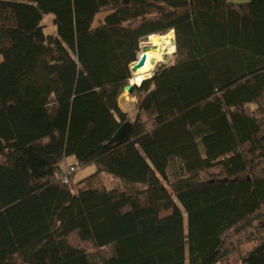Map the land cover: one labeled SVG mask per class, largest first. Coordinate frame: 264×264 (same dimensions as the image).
I'll list each match as a JSON object with an SVG mask.
<instances>
[{
    "label": "trees",
    "instance_id": "16d2710c",
    "mask_svg": "<svg viewBox=\"0 0 264 264\" xmlns=\"http://www.w3.org/2000/svg\"><path fill=\"white\" fill-rule=\"evenodd\" d=\"M0 58V264H264V0H0Z\"/></svg>",
    "mask_w": 264,
    "mask_h": 264
},
{
    "label": "rangeland",
    "instance_id": "374dc122",
    "mask_svg": "<svg viewBox=\"0 0 264 264\" xmlns=\"http://www.w3.org/2000/svg\"><path fill=\"white\" fill-rule=\"evenodd\" d=\"M228 1L231 2V3H247L250 0H228ZM52 18H53L52 15H47V16L44 17V19L42 21V25L45 26V29H44V33L45 34H48V35H54L55 34L56 29L51 24ZM171 36H172V39L174 40V34H173V32H171ZM151 40H152V38L150 40H148V38H147L145 41H143L140 44V53L139 54H141V51H142V49L144 47L152 46ZM174 52H175V47L173 49L172 54L164 55L162 57V61L159 62L153 68V70L150 72V76L149 77H152L153 76V74L155 73V71L157 70V68L160 65L169 63L171 61V59H172V55L174 54ZM0 61H1V58H0ZM138 99H139V96H137V94L123 93L120 96L119 100H118V106H119L120 110L123 113L126 114V118H127V121L128 122H132L133 119H134V117H135V114H136V111H137L136 109H137ZM73 160H74L73 158H72V160L71 159H68L65 163H62V165L60 166V171L61 172H59V173H62V175H65L68 178H69V176L71 174H74V182L75 183H77V182L83 180L84 178H87L88 176H90V175H92V174L95 173L96 170H95L94 166H90V167L84 168V169H78L75 166V162ZM72 168H73V170H72ZM100 181H101L102 185L106 189H115V190H118V191H124L126 193H130L132 191L131 187L122 184L121 182H119L118 180H115V179L111 178L107 174L100 175ZM260 230L264 233V229H260ZM250 248H251V244L244 245L243 247H241L239 249V251L237 253L231 254L225 261H223L222 263H219V264H241V257Z\"/></svg>",
    "mask_w": 264,
    "mask_h": 264
},
{
    "label": "bare ground",
    "instance_id": "6f19581e",
    "mask_svg": "<svg viewBox=\"0 0 264 264\" xmlns=\"http://www.w3.org/2000/svg\"><path fill=\"white\" fill-rule=\"evenodd\" d=\"M171 32L165 36H155L151 40L152 46L157 49L154 52L146 54L147 60L144 67L137 71L136 78L132 80L133 85L139 84L143 79L149 78L150 72L153 68L162 61L164 55L172 54L174 44L172 43Z\"/></svg>",
    "mask_w": 264,
    "mask_h": 264
},
{
    "label": "water",
    "instance_id": "95a60500",
    "mask_svg": "<svg viewBox=\"0 0 264 264\" xmlns=\"http://www.w3.org/2000/svg\"><path fill=\"white\" fill-rule=\"evenodd\" d=\"M172 43L174 44V40H172ZM156 47L155 46H147V47H144L141 51V54H139L138 58H137V61L132 65L131 67V78L132 79H135L136 78V75H137V71L142 69L146 63V60H147V57H146V54L148 52H154L156 51ZM152 77H149V78H146V79H143L139 84L137 85H133L132 84V79L129 81L128 85L126 87H124V90H123V93H129L131 91V89L133 87H139L140 84L147 80V79H150ZM126 131L125 127H121L118 132L115 134V136L111 139L110 143H114V142H120V139H121V135ZM236 178L233 180L235 181Z\"/></svg>",
    "mask_w": 264,
    "mask_h": 264
},
{
    "label": "built area",
    "instance_id": "2783aa9c",
    "mask_svg": "<svg viewBox=\"0 0 264 264\" xmlns=\"http://www.w3.org/2000/svg\"><path fill=\"white\" fill-rule=\"evenodd\" d=\"M72 170H73V168H72ZM70 174V173H69ZM68 177L67 176H65V175H62V173H59L58 174V180L61 182V183H63V184H67L68 183V179H67Z\"/></svg>",
    "mask_w": 264,
    "mask_h": 264
},
{
    "label": "crops",
    "instance_id": "0c3cea01",
    "mask_svg": "<svg viewBox=\"0 0 264 264\" xmlns=\"http://www.w3.org/2000/svg\"><path fill=\"white\" fill-rule=\"evenodd\" d=\"M69 159H71L72 160V158H69ZM74 161V160H73Z\"/></svg>",
    "mask_w": 264,
    "mask_h": 264
}]
</instances>
